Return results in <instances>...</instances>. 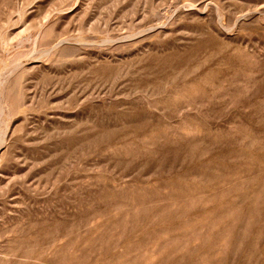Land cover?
I'll use <instances>...</instances> for the list:
<instances>
[{
  "label": "rangeland",
  "instance_id": "374dc122",
  "mask_svg": "<svg viewBox=\"0 0 264 264\" xmlns=\"http://www.w3.org/2000/svg\"><path fill=\"white\" fill-rule=\"evenodd\" d=\"M0 264H264V0H0Z\"/></svg>",
  "mask_w": 264,
  "mask_h": 264
},
{
  "label": "bare ground",
  "instance_id": "6f19581e",
  "mask_svg": "<svg viewBox=\"0 0 264 264\" xmlns=\"http://www.w3.org/2000/svg\"><path fill=\"white\" fill-rule=\"evenodd\" d=\"M4 139H5V138L3 137V138L1 139V141H0V142H1V143H3V142H4Z\"/></svg>",
  "mask_w": 264,
  "mask_h": 264
}]
</instances>
